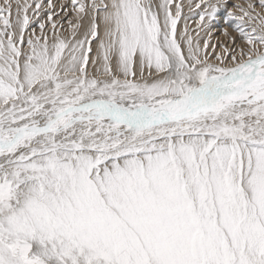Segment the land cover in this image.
Wrapping results in <instances>:
<instances>
[{
    "label": "bare ground",
    "instance_id": "6f19581e",
    "mask_svg": "<svg viewBox=\"0 0 264 264\" xmlns=\"http://www.w3.org/2000/svg\"><path fill=\"white\" fill-rule=\"evenodd\" d=\"M259 67L264 0H0V264H264Z\"/></svg>",
    "mask_w": 264,
    "mask_h": 264
},
{
    "label": "rangeland",
    "instance_id": "374dc122",
    "mask_svg": "<svg viewBox=\"0 0 264 264\" xmlns=\"http://www.w3.org/2000/svg\"><path fill=\"white\" fill-rule=\"evenodd\" d=\"M226 3H228V4H230L231 6H234L235 4H233V3H231L230 1H228V2H226ZM179 17H177V20H179L180 19V14L178 15ZM176 20V21H177ZM243 70H245V71H243ZM252 71V72H251ZM243 72V73H242ZM253 73L254 75H253V80L254 81H259L260 79H264V68H262V67H259L258 69H256V71H253L252 70V68L251 69H247V68H243L241 71H240V73H242V76H245L246 74H248V73ZM206 75H207V77H210V71H206ZM206 77V78H207ZM212 77V76H211ZM245 79H247V78H245ZM94 87H95V85H93ZM102 89V91H104V92H106L107 91V88L106 87H101ZM66 89V90H65ZM65 91H67V93L70 91L69 90V86H65L64 87V92ZM63 92V93H64ZM58 94V93H57ZM245 95V96H244ZM244 95H240L241 96V98L240 97H238V96H236V97H234L233 98V101H231V102H228L227 103V105H229V104H231L232 102H234V106L235 105H238V106H241V100H244V98L245 97H248V95L247 94H244ZM31 96V95H30ZM58 96V95H57ZM244 97V98H243ZM53 98V100H55V99H57L58 97H56V95L54 96V97H52ZM31 99H32V101H31V103L30 104H28L29 106H26V109L25 108H23L24 110H21V111H19V109H17L16 108V106H14V108L12 109L14 112H16V114H15V120H17L18 119V122H21L22 121V118L23 117H27V119H29V118H32L31 116H35V115H38L40 112H42V109L43 108H41V107H43L42 106V104H41V102H43V101H46L45 100V98H44V100H42V98H41V96H35V97H32L31 96ZM41 100V101H40ZM40 101V102H39ZM240 103V104H239ZM40 104H41V107H40ZM213 104V106H217L215 103H212ZM211 103H210V105H212ZM31 106V107H30ZM37 106H39V107H37ZM28 107L29 108H32V109H28ZM34 108V109H33ZM37 109V110H36ZM39 109V110H38ZM16 110V111H15ZM29 112H28V111ZM23 111L25 112V113H23ZM22 114H21V113ZM27 112V113H26ZM0 115H1V117H0V123H2V124H4V123H10V122H12L13 120H14V118H12V120H10L11 118H8L6 115H9L10 113H8L7 114V112L5 113V111H2V110H0ZM3 114H4V117H5V119L7 120V118H8V120L7 121H5V119H4V117L2 118V116H3ZM24 114H25V116H24ZM27 114H29V115H27ZM263 114H264V111H263ZM29 117V118H28ZM14 120V121H15ZM13 123V122H12ZM5 135H7V134H5ZM72 137H75V135H72ZM65 138V139H64ZM63 138V142H59V144L62 146L63 144L62 143H65V145H63L62 147H65V146H67L68 144H69V137H64ZM69 139V140H68ZM0 140H4V138H1ZM66 142H65V141ZM75 141V140H74ZM77 142H81L82 143V141L80 140H77ZM72 145H73V143H71ZM58 146L57 144H53V146ZM70 145V144H69ZM76 146V145H75ZM28 147V146H27ZM26 147V148H27ZM23 150V149H22ZM103 151V150H102ZM2 158V157H1ZM0 158V159H1ZM60 158L61 157H56V159L55 160H60ZM33 170H34V168H32ZM26 170V169H25ZM32 171L31 170V167L30 168H27V170H26V172H25V174H27V176H28V172L29 171ZM20 177V178H19ZM24 176L22 177V176H17L16 177V179H14V178H12V180H10L7 184H6V189L5 190H7V195L5 194V199L3 200V198H0V205H8L9 204V202H10V200H11V198L13 199V192H14V190L16 189V187H19L22 183H24ZM14 181H15V183H14ZM20 182V183H19ZM18 184V185H17ZM12 188H14V189H12ZM7 198V199H6ZM21 243V244H20ZM18 244H19V246L21 247V248H24V250H25V253H26V255L29 257V251H30V249H29V247H30V244H29V242L27 241V240H23V241H20V242H18ZM25 244V245H24ZM31 248V247H30ZM14 253H16V251H13V254ZM32 259V260H31ZM31 259H29L28 260V264H37V263H39V262H37V261H40L41 263H39V264H49L48 262H46V261H43V260H40V259H33V258H31ZM30 261H33L32 263L30 262ZM43 262V263H42ZM45 262V263H44ZM94 264H99V262H96V263H94Z\"/></svg>",
    "mask_w": 264,
    "mask_h": 264
}]
</instances>
